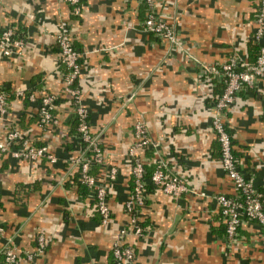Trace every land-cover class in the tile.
<instances>
[{
	"label": "crops",
	"instance_id": "1",
	"mask_svg": "<svg viewBox=\"0 0 264 264\" xmlns=\"http://www.w3.org/2000/svg\"><path fill=\"white\" fill-rule=\"evenodd\" d=\"M255 11L254 0H155L156 15L174 21L177 30L180 46L167 47L143 30V0H80L78 13L58 0H0V30L11 26L24 39L18 53L0 52V89L7 95L0 140L15 125L55 156L27 160L0 151V244L11 236L17 264H110L115 233L127 218L128 148L137 119L150 139L146 150L136 149L143 162L162 159L188 189L172 197L144 176L138 211L143 234L127 236L133 264H264L255 221L242 217L232 237L224 232L214 196L235 190L221 169L210 125L222 83L201 70L202 63L218 66L231 54L247 60ZM59 18L68 20L80 52L74 83L103 154L90 172L106 186L105 223L95 212L93 188L82 190L71 163L83 144L62 92L65 68L53 37ZM17 89L26 97L15 94ZM50 92L57 94L56 122L41 126L37 108ZM224 114L237 166L264 194V75L242 86ZM38 233L44 249L28 260L25 252L33 250Z\"/></svg>",
	"mask_w": 264,
	"mask_h": 264
},
{
	"label": "built area",
	"instance_id": "2",
	"mask_svg": "<svg viewBox=\"0 0 264 264\" xmlns=\"http://www.w3.org/2000/svg\"><path fill=\"white\" fill-rule=\"evenodd\" d=\"M58 1L69 4L72 13H78L80 10V0ZM144 2L147 11L141 21L143 30L157 35L162 42L167 44V47L180 46L174 22L164 20L156 15L155 0H144ZM254 2L256 11L251 35L253 40L260 42L254 61L249 63L231 54L218 66L202 63L201 70L212 72L224 82L221 91L214 97L212 103L210 125L218 143L221 169L235 190V195L218 193L214 196L219 214L223 218L225 234L232 237L241 218L244 217L256 222L264 241V194L259 192L252 184L251 179L238 168L232 154L231 137L226 129L224 114L225 108L242 86H251L256 77L264 75V42L260 41L264 31V0H254ZM13 32L14 29L11 26L0 30V52L4 55L18 53L23 47V37H15ZM53 37L58 47L59 60L65 66V71L62 73V92L69 96L75 118V130L79 140L83 143L79 154L71 158V163L76 165L80 181L93 188L95 209L99 214L100 222L105 223L109 216V209L105 201L106 186L97 183L94 175L90 172L91 165L102 162L103 154L97 143L96 135L90 131L88 112L81 103L80 91L74 83L81 67L80 52L72 43L67 19L59 18L57 20ZM15 94L21 95L23 90L17 89ZM28 97L33 98L31 94ZM56 98V92L45 93L40 97L37 108L38 125L43 126L56 122L53 114ZM6 112L7 95L3 90H0V116ZM132 131L134 141L128 148V154L131 156L132 187L124 200L126 222L117 229L111 245L113 264H133L134 251L132 245L127 241V236L143 234V228L138 222V211L144 203V168L143 157L136 149L147 147L150 144V139L141 119H137L133 123ZM0 151L27 160H37L42 157L48 161L55 160L54 154L48 150L46 144H34L29 136L22 133L15 125L6 129L3 139L0 140ZM114 173V167L111 166L108 170V177L113 178ZM148 179L172 197H176L188 189L180 177L165 171L164 162L160 158L156 159ZM0 235H3L1 226ZM35 240L33 250L25 252V257L28 260H32L35 254L41 253L44 249V235L38 233ZM16 260L17 248L11 236H5L0 244V264H17Z\"/></svg>",
	"mask_w": 264,
	"mask_h": 264
},
{
	"label": "trees",
	"instance_id": "3",
	"mask_svg": "<svg viewBox=\"0 0 264 264\" xmlns=\"http://www.w3.org/2000/svg\"><path fill=\"white\" fill-rule=\"evenodd\" d=\"M143 11H144V13H146V11H147V6H146V4H145V2H144V0H143ZM13 34H14V36L15 37H23V32H19V31H16V30H14V32H13ZM248 42H251V48H252V51H251V53L247 56V62H253L254 61V59H255V56H256V54H257V52H258V48H259V44H260V42H258V41H255V40H253L252 39V35H251V40H248ZM262 42V41H261ZM63 64V63H62ZM64 65V64H63ZM64 68H65V66H64ZM65 71V70H64ZM220 80H221V83H222V85H221V87H220V91H221V89H222V87H223V84H224V82H223V80L220 78ZM1 90V89H0ZM21 96L23 97V98H25L26 97V95H25V91H23V94H21ZM54 114V113H53ZM75 119V118H74ZM24 128V127H23ZM226 129H227V126H226ZM228 130V129H227ZM228 132H229V130H228ZM229 134H230V132H229ZM230 137H231V135H230ZM30 138V137H29ZM31 139V138H30ZM217 141V140H216ZM31 142H33L34 144H35V142H34V140H32L31 139ZM83 144V143H82ZM217 146H218V143H217ZM148 147V146H147ZM147 147H144L143 148V151L144 150H146L147 149ZM231 147H232V140H231ZM231 150H232V154H233V157H234V159H235V161H236V158H235V154H234V152H233V148H231ZM218 153H219V151H218ZM157 159V158H156ZM156 159H154V160H152L150 163H148V165H146L144 162H143V168H144V176H146L147 178H148V175L150 174V172L152 171V169H153V167H154V164H155V161H156ZM237 162V161H236ZM165 171H166V169H165ZM76 172H78V170L76 169ZM78 184H80V186H82L81 188H82V190L84 189L85 191L89 188V187H87V185L86 184H84L82 181H80V179H78ZM132 187V186H131ZM83 190V191H84ZM229 195H235V192L233 193V194H229ZM123 209H124V203H123ZM95 212L96 213H98L97 211H96V209H95ZM98 216H99V214H98ZM100 218V217H99ZM138 222H139V224L142 226V222L140 221V220H138ZM225 232V231H224ZM110 264H113V261H112V256H111V261H110Z\"/></svg>",
	"mask_w": 264,
	"mask_h": 264
},
{
	"label": "rangeland",
	"instance_id": "4",
	"mask_svg": "<svg viewBox=\"0 0 264 264\" xmlns=\"http://www.w3.org/2000/svg\"><path fill=\"white\" fill-rule=\"evenodd\" d=\"M174 22V21H173ZM175 24V23H174Z\"/></svg>",
	"mask_w": 264,
	"mask_h": 264
}]
</instances>
